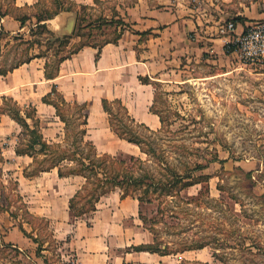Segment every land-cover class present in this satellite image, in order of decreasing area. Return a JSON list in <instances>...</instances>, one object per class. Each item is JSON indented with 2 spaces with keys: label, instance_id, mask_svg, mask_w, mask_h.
Wrapping results in <instances>:
<instances>
[{
  "label": "rangeland",
  "instance_id": "obj_1",
  "mask_svg": "<svg viewBox=\"0 0 264 264\" xmlns=\"http://www.w3.org/2000/svg\"><path fill=\"white\" fill-rule=\"evenodd\" d=\"M200 6L209 7L210 0H108L94 5L76 4V26L66 45L40 41L49 39L48 34L27 41L23 34L6 33L1 28L0 69L10 70L37 52H49L52 63L83 45L101 47L115 42L124 31L131 30L127 19L133 9H184L194 16L188 11ZM52 7V0H42L39 9ZM0 8V14L9 12L16 20L28 13L15 9L13 0H0ZM148 34L143 33L142 38ZM193 35L194 32H188L187 40ZM42 46L44 51H39ZM201 48L200 43L186 41L176 67L159 78L163 82H152L156 91L153 109L163 121L158 131L148 133L135 128L119 105L111 106L114 126L138 133L147 144L145 148L152 152L150 157L136 149L123 155L140 158L148 173L163 182L151 189L149 197L142 196L141 191L127 197L139 204L137 217L127 222L132 227L139 223L146 229L150 241L146 247L167 254L160 260L156 254L150 264H264V67L244 65L233 50L224 47L219 51ZM37 87H30V98L15 94L6 96L8 100L4 101L1 93L5 86L0 79V264L73 261L67 241L54 237L52 224L32 210L38 202L28 204L22 196L25 187L19 188V181L32 177L49 157L36 156L37 165L32 159L29 170L24 160L14 158L12 148L23 143L24 137L22 128L8 116V110L16 114L13 103L17 101L22 116L29 113L32 106L25 107L32 104V99L38 100L47 88L45 85L34 90ZM52 98L57 101V96ZM51 115L39 114V127L50 142L62 132V125ZM67 117L74 126L70 133H76L74 109L69 110ZM171 172L184 180L173 184ZM168 181L172 183L169 185ZM188 183L194 185L186 187ZM113 191L121 196L119 190ZM83 195L76 202L79 210L86 208ZM108 199L109 196L98 206L107 204ZM93 217L94 212L87 209L80 218L90 225ZM141 246L144 245L136 247ZM134 248L131 245L128 250Z\"/></svg>",
  "mask_w": 264,
  "mask_h": 264
},
{
  "label": "crops",
  "instance_id": "obj_2",
  "mask_svg": "<svg viewBox=\"0 0 264 264\" xmlns=\"http://www.w3.org/2000/svg\"><path fill=\"white\" fill-rule=\"evenodd\" d=\"M70 1L94 5L108 0ZM13 2L18 9L28 11L29 20L22 26L18 20L6 15L0 17V29L14 35L23 34L30 41L35 36L31 34V30L36 29L34 15L38 9L35 5L42 0ZM188 12L194 16L188 15L184 9H133L127 19L131 30L124 31L116 42H106L99 48H80L59 64L54 79L45 77V65L50 61L49 52H37L28 62L5 76L0 75L5 86L1 95L14 97L18 94L30 98L32 85L38 86L34 90L46 85V90L38 100L32 99V104L24 107L32 106L39 121V114L44 112L52 114L60 122L55 109L42 101L55 86L66 102L85 106V140L94 145L99 155L127 154L135 149L141 153L136 145L119 138L111 130L102 102H121L136 124L152 132L158 131L162 124L159 116L152 111L156 98L152 82L161 81L159 78H164L166 71L176 67L180 58L177 56L181 54V49L186 48V41L200 43L203 51H219L226 41V36L220 33L226 23H233L236 33H240L250 23L264 21V0H210L209 7L200 6ZM45 23L56 37L70 38L76 26V14L62 12ZM190 31L195 35L187 40V33ZM146 32L149 34L142 38V34ZM39 51H44L43 46ZM142 78H148L149 81L144 83ZM60 124L62 128L59 130L62 132L52 138L51 142L41 131L48 143L62 141L64 124ZM16 140V143L19 142L18 138ZM15 149L16 147L12 148L14 158L24 160L29 170L32 158L17 156ZM19 182L20 189L25 187L26 193L22 196L27 199V203L38 202L36 208L32 209L35 214L52 224L55 238L67 241L66 245L73 257L72 264H150L154 260V253L128 250L131 245L136 247L150 243L146 229L139 223L132 227L127 222L128 219L137 217L139 204L136 200L122 199L114 191L111 195L106 194L96 204L94 217L89 225L69 209L70 200L84 185L82 177L60 178L57 170L52 169L33 177H23ZM107 196L113 203H109L108 199L107 204L98 206ZM164 257L158 255V260Z\"/></svg>",
  "mask_w": 264,
  "mask_h": 264
},
{
  "label": "trees",
  "instance_id": "obj_3",
  "mask_svg": "<svg viewBox=\"0 0 264 264\" xmlns=\"http://www.w3.org/2000/svg\"><path fill=\"white\" fill-rule=\"evenodd\" d=\"M53 7L51 9H42L40 10V3L35 5V8L38 9L37 13L34 15L36 20V29L31 30V34L35 36H42L48 34L50 38L48 41H54L60 45H66L69 42L70 38H60L56 37L47 27L46 21L54 18L62 12H73L75 3L70 0H52ZM15 6V5H14ZM15 9H18L15 7ZM1 12V8H0ZM9 15V12H4L0 14V17ZM23 26L26 21L29 20L27 15L17 19ZM37 41V40H36ZM116 42V41H115ZM38 45L40 44L37 42ZM30 45L32 43H29ZM90 46V45H83ZM80 47V48H82ZM71 53L70 55L77 52ZM99 48V47H98ZM68 56L60 58L57 62H47L45 65V77L47 79H54L58 71V66L62 63ZM31 59V58H30ZM29 59V60H30ZM23 61L19 65L13 67L10 70L0 69V75L5 76L8 72H11L13 69L18 68L20 65L28 62ZM146 79V78H145ZM144 78L141 79L142 82L147 83L149 80ZM53 96H57V101H54ZM4 101L8 99L2 97ZM12 100V99H10ZM42 101L45 104L51 105L56 112V116L59 118L60 122L64 124L63 131L64 137L60 142L48 143L40 129V121L36 116V110L31 108L29 113H24L22 116V110L18 107L19 105L14 101V106L17 109V113L14 114L13 110H8V116L14 120L22 128V136L24 137L23 143L20 142L15 149L17 156H28L35 161L36 156L41 155L46 159H43V163L46 164L36 169V171L30 176H36L43 172H48L52 169H56L58 176L60 178H68L71 176H80L84 179V185L77 192V194L70 200L69 209L74 213L76 217H82L86 214L87 209L94 212L96 210V204L106 194L113 190H119L121 192V198L125 199L127 197H134L136 191H141L142 196L149 197V194L152 192L151 189L156 188L157 185H163V182L156 180L153 176L148 173L146 170V163L143 162L140 158L134 156H125L123 154H118L116 156L103 155L99 156L96 152L94 145L91 142L85 140L86 137V125H87V115L85 114V106L78 105L76 103H68L64 100L62 95L57 91L56 87L53 86L50 93L43 97ZM119 105L123 111L127 121L133 125L135 128L144 129L148 133H153L146 127L138 125L132 120L124 106L121 102H108L103 101L102 106L104 112L109 117V124L111 130L121 139L127 141L128 143L136 145L142 155L150 157L151 153L145 148L147 144L143 138L135 132L119 130L114 126L112 117L111 106ZM74 109V120L77 121L75 125L77 127L76 133H70L72 127V121L68 119L67 113L69 110ZM15 110V109H14ZM152 111L157 114L160 118L161 124H163L162 118L158 112H156L153 107ZM30 122V123H29ZM74 134V135H73ZM73 135L72 141L70 137ZM72 149V150H71ZM72 151V153H70ZM36 165H37V161ZM165 166V165H164ZM172 173V172H171ZM173 184H179L184 180V177L176 173H172ZM171 181H168L167 184L170 185ZM194 185L193 183H188L186 187ZM85 193L84 200L85 205H83L85 210H79L77 208V200L81 198V195ZM140 203H143L142 198H136ZM149 202V201H147ZM135 251H146L154 254H159L161 256H166L167 254H162L159 251L152 250L148 247L141 246L135 247Z\"/></svg>",
  "mask_w": 264,
  "mask_h": 264
},
{
  "label": "built area",
  "instance_id": "obj_4",
  "mask_svg": "<svg viewBox=\"0 0 264 264\" xmlns=\"http://www.w3.org/2000/svg\"><path fill=\"white\" fill-rule=\"evenodd\" d=\"M220 33L226 36L224 48L233 50L241 63L264 67V21L250 23L240 33L233 23H226Z\"/></svg>",
  "mask_w": 264,
  "mask_h": 264
}]
</instances>
